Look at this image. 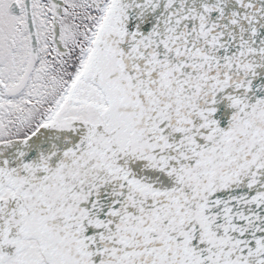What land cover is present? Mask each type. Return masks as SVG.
<instances>
[{
	"label": "snow or ice",
	"instance_id": "6c2138e0",
	"mask_svg": "<svg viewBox=\"0 0 264 264\" xmlns=\"http://www.w3.org/2000/svg\"><path fill=\"white\" fill-rule=\"evenodd\" d=\"M0 264H264V0H0Z\"/></svg>",
	"mask_w": 264,
	"mask_h": 264
}]
</instances>
